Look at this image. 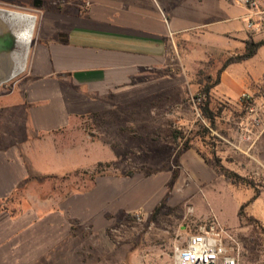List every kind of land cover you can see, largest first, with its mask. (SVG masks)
<instances>
[{
	"label": "rangeland",
	"instance_id": "rangeland-1",
	"mask_svg": "<svg viewBox=\"0 0 264 264\" xmlns=\"http://www.w3.org/2000/svg\"><path fill=\"white\" fill-rule=\"evenodd\" d=\"M0 8L37 21L25 72L0 86L1 146L7 154L14 146L22 177L12 193L4 186L0 195V264H174L175 249L212 219L238 237L242 264H264V228L247 213L251 199L264 192V92L249 93L260 124L239 101L219 97L216 87L213 123L195 98L200 82L215 81L228 56L180 42L187 72L178 82L108 99L66 132L38 142L28 138L27 114L16 113L10 101L22 98L45 15L60 9L57 2L33 0H0ZM24 47L18 44L14 58L23 60ZM33 158L43 171L33 169ZM70 161L78 166L66 168ZM49 162L58 169H46ZM218 166L246 182L233 184ZM253 206L264 209V193Z\"/></svg>",
	"mask_w": 264,
	"mask_h": 264
},
{
	"label": "crops",
	"instance_id": "crops-1",
	"mask_svg": "<svg viewBox=\"0 0 264 264\" xmlns=\"http://www.w3.org/2000/svg\"><path fill=\"white\" fill-rule=\"evenodd\" d=\"M253 1L256 5L246 0H33L35 4L57 2L60 11L45 15L27 73L29 80L22 98L10 101V107L27 114L29 139L40 142L60 135L108 104V99L137 97L163 82H178L179 73L187 72L180 42L198 43L232 57L244 52L247 41H264V0ZM33 32L34 27L32 39ZM260 63L264 64V47L254 58L229 66L215 93L235 103L243 92L261 95L264 68L258 69ZM1 134L3 195L4 186L11 187L8 193H12L22 177L14 146L5 153ZM34 160L33 169L43 171ZM49 163L46 169H58L57 163ZM77 166L70 161L66 168ZM257 199L247 213L264 228V209L253 206ZM50 247L56 249L54 244Z\"/></svg>",
	"mask_w": 264,
	"mask_h": 264
},
{
	"label": "built area",
	"instance_id": "built-area-1",
	"mask_svg": "<svg viewBox=\"0 0 264 264\" xmlns=\"http://www.w3.org/2000/svg\"><path fill=\"white\" fill-rule=\"evenodd\" d=\"M247 4L256 5L253 0ZM252 22L248 27L252 28ZM241 106L255 113V121L260 124L258 111L252 106L253 98L249 93H241ZM243 246L235 233L212 219L200 226L186 241L185 246L177 247L174 252V264H242Z\"/></svg>",
	"mask_w": 264,
	"mask_h": 264
},
{
	"label": "water",
	"instance_id": "water-1",
	"mask_svg": "<svg viewBox=\"0 0 264 264\" xmlns=\"http://www.w3.org/2000/svg\"><path fill=\"white\" fill-rule=\"evenodd\" d=\"M23 17L36 21L34 15L0 8V86L17 78L26 70L31 46L25 50L24 61L14 58L20 43L21 36L18 34L25 27ZM7 63L9 69L6 71L4 64Z\"/></svg>",
	"mask_w": 264,
	"mask_h": 264
},
{
	"label": "trees",
	"instance_id": "trees-1",
	"mask_svg": "<svg viewBox=\"0 0 264 264\" xmlns=\"http://www.w3.org/2000/svg\"><path fill=\"white\" fill-rule=\"evenodd\" d=\"M261 47H264V41L255 42V41H247L245 45V50L242 54H239L237 56L229 57L225 60V62L222 64L221 68L219 69L217 73V78L215 81H212V76H207L204 81L200 82L199 91L197 96L195 97L196 100L199 101V109L201 112V115L204 119H206L208 122L213 123L216 115L211 109V92L212 90L217 87L221 82V75L222 73L231 65L233 64H239L244 61L250 60L254 58L259 49ZM173 138L174 140L180 139V133L173 132ZM188 147V146H187ZM190 149V147H188ZM217 170L223 174L226 178L230 179L233 184H239L241 182H246L245 178L240 176L234 171H231L227 168H224L222 166H218ZM248 186H253V184L249 183ZM260 195V193H257L254 198L251 199L250 202H253L257 197ZM244 209L245 206H242L240 211V217L244 216ZM251 220L255 223H259L258 220L251 217Z\"/></svg>",
	"mask_w": 264,
	"mask_h": 264
},
{
	"label": "bare ground",
	"instance_id": "bare-ground-1",
	"mask_svg": "<svg viewBox=\"0 0 264 264\" xmlns=\"http://www.w3.org/2000/svg\"><path fill=\"white\" fill-rule=\"evenodd\" d=\"M24 19V21H25V27H23L22 28V30H20V32H19V36H21L20 37V43H19V45H21V46H25L24 48H25V50H26V48L29 46H31V44H32V31H33V27H35V23H36V21H32V20H30L28 17H23ZM33 23H34V25H33ZM31 26V27H30ZM29 30L30 31V34H28V36H26L25 34H24V32L26 31V30ZM24 34V35H23ZM30 43V44H29ZM25 55V54H24ZM24 59H25V57L23 58V61H24Z\"/></svg>",
	"mask_w": 264,
	"mask_h": 264
}]
</instances>
